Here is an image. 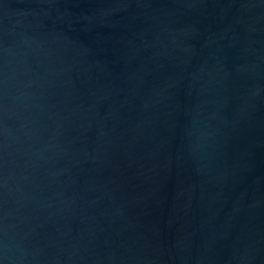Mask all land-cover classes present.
Returning a JSON list of instances; mask_svg holds the SVG:
<instances>
[{
  "label": "water",
  "instance_id": "water-1",
  "mask_svg": "<svg viewBox=\"0 0 264 264\" xmlns=\"http://www.w3.org/2000/svg\"><path fill=\"white\" fill-rule=\"evenodd\" d=\"M0 264H264V0H0Z\"/></svg>",
  "mask_w": 264,
  "mask_h": 264
}]
</instances>
